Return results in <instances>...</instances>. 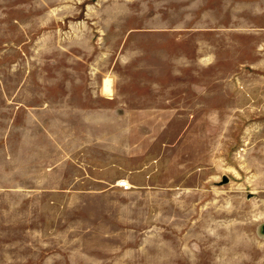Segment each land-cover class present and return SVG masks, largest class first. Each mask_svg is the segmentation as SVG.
I'll return each mask as SVG.
<instances>
[{
  "label": "rangeland",
  "instance_id": "1",
  "mask_svg": "<svg viewBox=\"0 0 264 264\" xmlns=\"http://www.w3.org/2000/svg\"><path fill=\"white\" fill-rule=\"evenodd\" d=\"M0 264H264V0H0Z\"/></svg>",
  "mask_w": 264,
  "mask_h": 264
},
{
  "label": "built area",
  "instance_id": "2",
  "mask_svg": "<svg viewBox=\"0 0 264 264\" xmlns=\"http://www.w3.org/2000/svg\"><path fill=\"white\" fill-rule=\"evenodd\" d=\"M120 185H122L124 188H129V184L125 180L120 181Z\"/></svg>",
  "mask_w": 264,
  "mask_h": 264
},
{
  "label": "bare ground",
  "instance_id": "3",
  "mask_svg": "<svg viewBox=\"0 0 264 264\" xmlns=\"http://www.w3.org/2000/svg\"><path fill=\"white\" fill-rule=\"evenodd\" d=\"M110 80H108L107 82H106V89L107 90H110V82H109Z\"/></svg>",
  "mask_w": 264,
  "mask_h": 264
}]
</instances>
